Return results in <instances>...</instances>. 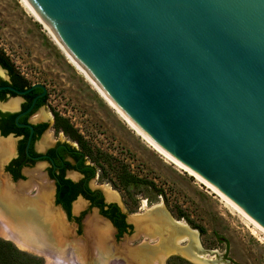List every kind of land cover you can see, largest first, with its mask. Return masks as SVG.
<instances>
[{
	"label": "water",
	"instance_id": "95a60500",
	"mask_svg": "<svg viewBox=\"0 0 264 264\" xmlns=\"http://www.w3.org/2000/svg\"><path fill=\"white\" fill-rule=\"evenodd\" d=\"M28 1L139 129L264 229V0Z\"/></svg>",
	"mask_w": 264,
	"mask_h": 264
},
{
	"label": "rangeland",
	"instance_id": "374dc122",
	"mask_svg": "<svg viewBox=\"0 0 264 264\" xmlns=\"http://www.w3.org/2000/svg\"><path fill=\"white\" fill-rule=\"evenodd\" d=\"M0 52L28 74L32 82L47 86L54 109L92 147L108 155L105 163L114 165L112 180L116 175L123 178L126 170L149 183L134 186L128 177L121 186L113 187L121 195L120 206L124 211L139 213L146 200L153 206L162 203L173 219L185 221L199 232L200 248L210 255L206 257L208 260L217 257L214 264H264V233L214 190L177 167L139 136L70 63L48 31L26 9L23 0H0ZM157 189L162 191L163 198L157 195ZM137 204L139 209H135ZM4 233L0 226V239L26 255L22 260L34 258L33 264H51L40 255L19 249ZM181 236L183 233L177 232L173 240ZM76 241L85 246L86 263H97L88 237L69 242ZM120 251L111 247V257L103 264L117 256H124L125 264H155L135 259L139 256L131 249L126 255ZM212 252L217 255L212 256ZM166 263L193 264L177 257Z\"/></svg>",
	"mask_w": 264,
	"mask_h": 264
},
{
	"label": "flooded vegetation",
	"instance_id": "af4514ba",
	"mask_svg": "<svg viewBox=\"0 0 264 264\" xmlns=\"http://www.w3.org/2000/svg\"><path fill=\"white\" fill-rule=\"evenodd\" d=\"M52 97L51 90L47 86L32 82L28 74L16 67L0 52V144L10 147L9 154L6 156L9 159L6 160L0 152V177L7 180L8 184L13 187V192L15 190L14 193H18L17 188L21 183H28L30 180H32L31 185H34V182L51 184L54 190L53 207L59 209L68 225L75 229L71 237H67L63 230L60 231L62 242L65 244H68L70 239L82 240L86 233L85 224L88 216L96 213L105 221L108 220V224L112 226L109 243L113 244L110 245L115 250V246L120 247L121 245V247H129L127 249H131L134 253L145 252L147 249V253L149 250L153 251L157 238L149 241L148 237L146 238L143 232H139L136 228L138 222H135V225L131 221L141 212L142 207L139 213L124 211L120 206L121 195L113 189L116 185L123 184L126 174L134 186L149 183L144 179H139L137 175L131 176L126 170L123 171V178L116 175L112 180L110 176L113 175L110 174L114 170V165L105 163L108 155L92 147L74 127L81 139L72 136L62 127L60 120L65 117L54 109ZM119 167L128 168L124 165ZM104 185L110 186L117 192L119 201L107 200ZM156 193L163 198L162 191L157 189ZM29 194L31 196L37 194L36 185ZM80 202L82 207L79 206ZM146 202L151 210L148 212L156 218L161 208L157 205H150L147 200ZM135 209H139V204ZM191 229L197 231L192 227ZM177 232L183 233L181 231L172 232V239ZM185 242H183L184 245ZM57 246L59 249L64 248V245ZM194 249L195 252H202L199 248ZM71 252L70 250L69 253ZM173 257L192 263L180 255H172L166 259V262ZM125 259L124 256H117L108 264H125Z\"/></svg>",
	"mask_w": 264,
	"mask_h": 264
},
{
	"label": "bare ground",
	"instance_id": "6f19581e",
	"mask_svg": "<svg viewBox=\"0 0 264 264\" xmlns=\"http://www.w3.org/2000/svg\"><path fill=\"white\" fill-rule=\"evenodd\" d=\"M23 2L26 9L35 18V20L48 31L49 35L64 52L70 63L85 76L87 81L99 93L102 99L105 100V102L111 108H113L139 136L146 140L154 150H156L162 156H165L177 167L189 173L191 176L195 177L203 184L214 190V192L219 194L226 202H228V204L232 206L234 210L238 211L250 223H252L256 228L264 233V229L254 222L235 203H233L215 187L210 185L207 181L202 179L199 175L174 159L169 153L157 145L147 134L139 129L109 98V96L90 75V73H88V71L82 67L79 62L67 51L54 31L40 17L31 3L28 0H23ZM9 151V145L7 146L0 144V152L6 160L9 159L6 157L8 156ZM0 181V226L5 231L4 237L6 239L12 241L21 250L44 257L51 264H87L86 249L81 241L69 242L68 244L62 242L60 231L63 230L67 237H71L74 234L75 229L68 225L61 211L53 207L54 190L52 189V186L49 182L47 183L44 181V184L40 182H34L33 180L34 185H31L30 181L32 180H30L28 183H21L17 188L19 189L17 190L18 193H14L15 190L13 192V187L8 184L5 178L0 177ZM35 185L37 186V194L35 196H31L29 192L33 186L35 188ZM104 190L107 193V200L113 199L114 201H119L117 192H115L110 186L104 185ZM81 204L82 203L80 202V205H78L82 207ZM157 206L160 207L161 210L158 213L159 215L155 218L148 212L151 210L149 206H147V202L144 201L142 213L135 215L133 220H131L134 222V224L135 222H138L137 225L135 224L137 226L136 228L139 229L140 232H143L145 237H148L147 239H149V241L153 238H157L156 247L153 249V251L149 250V253H147L146 251L148 249L146 248L147 250L145 252H136L135 255H139V258L136 257L135 259H142L146 262L153 261L155 264H166V259L168 257H171L172 255H180L194 264H214V261L217 258L215 256L217 255V252L211 253V255L215 257L210 260L207 259V256L210 255H205L203 252H195V247L201 249L197 231H192L193 229H191V227L185 221L176 222L173 220L163 207L162 203L157 204ZM77 209L81 210V208ZM77 209L76 211L78 212ZM140 222L141 224H139ZM109 224L107 221H105V219H102L96 213L91 214L85 224V235L88 237L90 241L89 243L94 246L95 259L99 262V264H103L111 257L110 250L111 247H113V244L111 242L109 243V241L112 236V226L110 227ZM174 231L183 232V236L178 237L175 242H173V239L171 238V233ZM183 242H185V245ZM59 244L64 245V248L59 249L57 246ZM123 247L124 246L121 247V245L120 247L115 246L118 252L121 250L120 252H122L123 255H126L128 252L130 253V251L127 249L129 247H124V249ZM70 250L72 251L71 253H69ZM89 264L92 263L89 262Z\"/></svg>",
	"mask_w": 264,
	"mask_h": 264
},
{
	"label": "trees",
	"instance_id": "16d2710c",
	"mask_svg": "<svg viewBox=\"0 0 264 264\" xmlns=\"http://www.w3.org/2000/svg\"><path fill=\"white\" fill-rule=\"evenodd\" d=\"M60 124L69 134L81 139V136L73 128L68 120L62 118L60 120ZM127 178L128 175L126 174L123 180H126ZM22 256L26 257V255H23L18 250H16L12 243L0 239V264H33V262L36 261L34 258H26L22 260Z\"/></svg>",
	"mask_w": 264,
	"mask_h": 264
}]
</instances>
